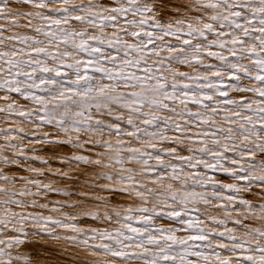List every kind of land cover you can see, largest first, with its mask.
<instances>
[{
	"label": "snow or ice",
	"instance_id": "snow-or-ice-1",
	"mask_svg": "<svg viewBox=\"0 0 264 264\" xmlns=\"http://www.w3.org/2000/svg\"><path fill=\"white\" fill-rule=\"evenodd\" d=\"M0 264H264V0H0Z\"/></svg>",
	"mask_w": 264,
	"mask_h": 264
}]
</instances>
